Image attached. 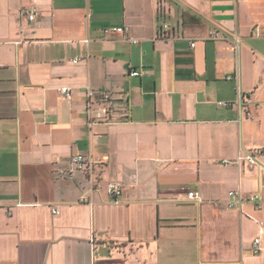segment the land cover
I'll return each mask as SVG.
<instances>
[{
	"label": "crops",
	"instance_id": "0c3cea01",
	"mask_svg": "<svg viewBox=\"0 0 264 264\" xmlns=\"http://www.w3.org/2000/svg\"><path fill=\"white\" fill-rule=\"evenodd\" d=\"M255 149L264 0H0V264H264V152L223 163Z\"/></svg>",
	"mask_w": 264,
	"mask_h": 264
},
{
	"label": "built area",
	"instance_id": "2783aa9c",
	"mask_svg": "<svg viewBox=\"0 0 264 264\" xmlns=\"http://www.w3.org/2000/svg\"><path fill=\"white\" fill-rule=\"evenodd\" d=\"M23 14L25 17L28 18V20L33 21L37 19L40 15V12L37 8L30 7L26 8L23 11ZM169 28V24L164 23L163 26L161 27L160 34L161 35H166L167 29ZM130 30V27L128 25H121V26H108L104 28V35L108 36L112 33H125L127 34ZM217 36H220V33H216ZM131 40L134 43H137V39L131 38ZM192 46L195 45L194 42L191 44ZM79 58L74 59L75 62H77ZM140 71L137 69H134L130 67V75L136 76L140 75ZM231 78V77H230ZM60 92L65 95L66 97H71L72 96V89L70 87H61ZM95 92L91 89H88L87 92V98H88V103H87V115L89 119V123L92 124L94 122L98 121H110L111 120V107L110 104L108 103L109 100H111L112 94L107 91H101L98 93V100H94L93 96ZM220 104H224L223 101L219 102ZM264 151L261 149H255L252 151H247L246 153L239 155L236 159H225L223 160V163H241L243 160H248L251 163H257L258 159L257 156L260 153H263ZM72 163L74 167L78 170H81L83 172H86L88 174L92 173V170L94 168V161H92L91 158L87 157L85 154L78 152L73 155L72 157ZM107 192L108 194L115 200L119 199V197L123 194V183L121 181H114L108 184L107 186ZM188 198L190 200H197V201H202L201 195L199 191H190L188 192ZM87 197L83 195L81 197V201L85 202L87 201ZM245 200H248L249 202L253 203L256 208H260L262 206V195L260 193H253L249 195V197H243L242 193L240 191L236 190H231L229 192V199L227 202L228 207H234L238 204H242ZM54 213H58L59 211L57 209H53ZM260 250V239L257 238L255 239V246H254V251L259 252Z\"/></svg>",
	"mask_w": 264,
	"mask_h": 264
}]
</instances>
